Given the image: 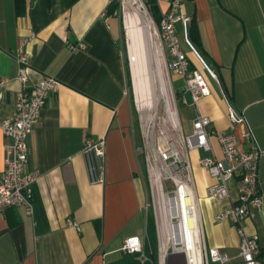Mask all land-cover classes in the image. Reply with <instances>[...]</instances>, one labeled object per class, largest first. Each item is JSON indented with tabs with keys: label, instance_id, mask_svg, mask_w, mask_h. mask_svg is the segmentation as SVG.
<instances>
[{
	"label": "crops",
	"instance_id": "0c3cea01",
	"mask_svg": "<svg viewBox=\"0 0 264 264\" xmlns=\"http://www.w3.org/2000/svg\"><path fill=\"white\" fill-rule=\"evenodd\" d=\"M117 4L119 0H0V77L11 79L0 119L12 115L21 88L13 79L19 49L27 58L28 86L44 77L60 83L27 139V167L38 174L34 213L9 208L0 214V264H158L157 227L149 213V186L136 151L127 88L128 67L136 106L133 57L141 49L140 15L133 8L121 19L113 9ZM159 8L166 10L164 4ZM181 10L192 20L197 47L181 23L175 25L176 37L190 67L207 77L211 91L196 109L180 103L189 108L190 123L199 113L210 119V130L227 131V98L264 149V0H184ZM81 44L84 49H70ZM208 68L217 70L219 83ZM174 76L182 82L177 93L173 91L180 95L183 80ZM245 129L239 124L234 132L239 136ZM87 139H105L102 184L91 181L90 158L83 152ZM209 141L211 152L188 154L193 187L205 245L226 253L233 264L239 261L236 229L229 219L216 222L214 217L236 200V181L228 183V199L208 196L214 180L198 161L221 158L216 137ZM5 142L0 132V172ZM252 146L251 140H243L240 150ZM259 177L263 204L251 212L245 228L248 234H258L264 255V158ZM133 236L142 240L141 255L120 251L124 239Z\"/></svg>",
	"mask_w": 264,
	"mask_h": 264
},
{
	"label": "built area",
	"instance_id": "2783aa9c",
	"mask_svg": "<svg viewBox=\"0 0 264 264\" xmlns=\"http://www.w3.org/2000/svg\"><path fill=\"white\" fill-rule=\"evenodd\" d=\"M160 8V23L156 27L161 46L165 49L169 71L183 80V87L177 100L183 105L196 109L197 102L210 95L207 77L200 71L192 69L186 54L182 51L176 37L175 25L181 23L188 30L191 19L184 15L181 8L184 0H155ZM143 10L148 14L145 5ZM123 18L124 3H121ZM148 16H150L148 14ZM25 43V41H24ZM72 51L84 49V45L71 46ZM18 65L14 76L21 88L16 96L13 113L10 117L0 119V132L6 140L3 145L4 168L0 172V214L9 208H22L26 215L34 213V185L38 179L36 172L27 167V139L39 122L40 114L49 96L55 93L60 83L52 77H44L38 84L28 86V64L25 54L19 49L15 56ZM209 76L219 83L218 77L211 69ZM11 79L0 77V104L4 91ZM187 96L190 99L188 104ZM177 100L172 96L175 120L166 114L164 125L157 131V149H147L145 140V173L150 192V204L157 227L158 264H229L231 259L217 248L207 249L202 231L201 216L195 195L189 152L204 150L211 152L209 138L215 136L220 146L221 158L210 156L198 161L214 183L208 187V196L217 201L229 198L228 183L236 181L237 198L227 208L214 217L216 222L229 219L234 225L239 238L238 258L233 264H264L258 234H248L245 223L254 210L262 207L259 165L264 158V149L255 142L244 117L237 112L225 98L229 128L227 131L210 130L211 121L199 113L191 122L192 132L188 136L182 133ZM243 124L246 129L237 135L234 129ZM243 140H251L252 148L240 150ZM148 151V152H147ZM83 152L90 158L88 169L92 183L104 182L102 158L105 155V139H87ZM93 159L97 160L92 161ZM170 183L173 188L166 190L164 185ZM174 213V215H172ZM68 226L77 231L79 226L67 220ZM120 251L126 254H142L143 243L140 237L124 239Z\"/></svg>",
	"mask_w": 264,
	"mask_h": 264
},
{
	"label": "rangeland",
	"instance_id": "374dc122",
	"mask_svg": "<svg viewBox=\"0 0 264 264\" xmlns=\"http://www.w3.org/2000/svg\"><path fill=\"white\" fill-rule=\"evenodd\" d=\"M127 1L128 0H119V4H117L115 8L121 19H123L121 3H124L125 10H133V8L127 7ZM139 1L146 5V0ZM146 15V17H138L141 49H137L133 57L137 88L136 106L139 112H136L137 110L133 99L131 101L133 105L132 131L135 138L138 159L141 168H144V170L146 149L144 148L145 140L143 138L142 128L144 133L149 137L147 138V149L149 151L157 149V131L162 128L164 120H166L169 100H172V96L177 100L178 96L175 93H177L176 91L178 88L182 86L181 80L175 78L168 69L165 49L161 46L155 22L148 14ZM126 43L125 37V51ZM165 80L169 87L170 99L165 91ZM176 104L182 133L184 136H188L192 132L190 110L186 106L181 105L178 100ZM164 188L166 190H171L173 186L170 183H166ZM149 213H153L152 208L149 209ZM207 249L209 248L207 247Z\"/></svg>",
	"mask_w": 264,
	"mask_h": 264
},
{
	"label": "trees",
	"instance_id": "16d2710c",
	"mask_svg": "<svg viewBox=\"0 0 264 264\" xmlns=\"http://www.w3.org/2000/svg\"><path fill=\"white\" fill-rule=\"evenodd\" d=\"M145 2H146L145 7H146V9L148 11V14L150 15V17L152 18V20L155 22L156 26L158 27V25L160 23L161 15H160L159 7H158L156 1L155 0H146ZM115 8H116V6L113 9H115ZM193 32H194V27L192 25V20H191L190 24L188 25V33L187 34H188V38H189L190 42L195 45V43L193 41L194 39H193V36H192ZM123 43H124V41H123ZM195 47H197V46L195 45ZM200 54L206 60V57H205L204 53H202L200 51ZM212 70L215 72V74L219 78V74H218L217 70L214 69V68H212ZM126 71H127V88H128V91H129L130 100L132 101L133 98H132V90H131V83H130V78H129L128 67H127ZM141 171H142V173H145L144 168L143 169L141 168Z\"/></svg>",
	"mask_w": 264,
	"mask_h": 264
},
{
	"label": "bare ground",
	"instance_id": "6f19581e",
	"mask_svg": "<svg viewBox=\"0 0 264 264\" xmlns=\"http://www.w3.org/2000/svg\"><path fill=\"white\" fill-rule=\"evenodd\" d=\"M127 2H128V6L127 7L134 8L135 12H137L142 17H146L147 16L146 15V12L143 10L142 5H141V2L139 0H128ZM132 40H133V35L130 34L129 35V42L132 43ZM164 87H165L166 94H167V96L170 99L169 87L167 85L166 80L164 81ZM166 113H167L168 117L171 119V121L172 120L173 121L175 120L174 111H173V107H172V103H171V99L169 100V106H168V109H167V112ZM172 215H174V213H172Z\"/></svg>",
	"mask_w": 264,
	"mask_h": 264
}]
</instances>
